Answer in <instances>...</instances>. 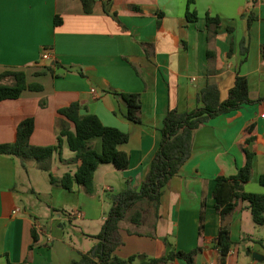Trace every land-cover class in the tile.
I'll use <instances>...</instances> for the list:
<instances>
[{
    "label": "crops",
    "instance_id": "obj_1",
    "mask_svg": "<svg viewBox=\"0 0 264 264\" xmlns=\"http://www.w3.org/2000/svg\"><path fill=\"white\" fill-rule=\"evenodd\" d=\"M188 1L95 0L86 14L80 0H0V75L23 72L27 84L42 87L0 101V144L13 142L19 123L31 117L29 143L54 145L61 120L57 111L79 103L80 114H94L105 126L128 135L118 148L130 161L125 170L99 166L92 194L76 185L68 191L50 184L49 177L39 193L37 181L43 171L25 161L26 174L19 159L0 154V264H68L87 252L95 244L89 235L99 233L105 218L103 202L110 208L107 195L118 193L108 177L119 173L137 189L159 147L164 116L169 110L186 113L201 106L199 94L207 83L217 86L223 101L236 76H243L249 98H264V0L253 7L258 18L249 28V0ZM187 6L196 12L195 22L187 21ZM207 15L221 20L215 35L206 28ZM55 17L61 20L58 26ZM244 38H248L246 51L241 45ZM44 49L52 56L48 62L40 60ZM49 65H56L52 72L46 70ZM3 82L11 84L13 79ZM113 91L139 94V124L125 118L126 106ZM262 114L264 100L221 114L196 129L189 159L163 188L158 218L147 210L139 225L122 220L117 232L121 245L114 254L124 259L160 257L173 248L190 251L198 242L203 210L204 248L195 264H264V227L253 223L247 202L238 201L233 213L221 220L212 195L218 174L231 176L243 166L245 148L253 158L244 190L264 194L259 183L264 175ZM248 137L253 139L245 144ZM92 146L99 152L100 140L93 139ZM72 157L64 142L62 158ZM74 170L75 165L53 157V177ZM223 224L234 243L224 258L214 241Z\"/></svg>",
    "mask_w": 264,
    "mask_h": 264
},
{
    "label": "trees",
    "instance_id": "obj_2",
    "mask_svg": "<svg viewBox=\"0 0 264 264\" xmlns=\"http://www.w3.org/2000/svg\"><path fill=\"white\" fill-rule=\"evenodd\" d=\"M94 1L80 0L84 13H91ZM191 2L192 0H189L188 4ZM249 3L251 9L246 15L248 28L258 18L252 10L257 0H249ZM130 7L133 10H139L138 7ZM188 8L187 6L186 19L188 22H195L197 20L196 12H190ZM159 18H161L160 14ZM60 23V18L55 17L54 26H58ZM220 24L219 17L206 16V28L211 35L217 33ZM157 26L160 27V20L157 21ZM227 30L231 32L232 27H227ZM247 42L248 38H244L241 41L242 47ZM244 49L247 50L246 47ZM227 54L229 55L230 51ZM261 54L264 56V44L261 45ZM53 66H47L46 70L52 72ZM6 77H11L13 82L11 84L3 82ZM41 89L42 87L38 84H27L23 72H5L0 75V101L17 99L24 90L40 91ZM112 94L125 104V118L139 124L141 122L139 94L117 91H113ZM262 100L264 98L251 100L248 94L247 79L237 75L225 100H220L215 84L207 83L199 94L201 106L186 113L169 110L162 121L159 147L144 180L137 189L131 187L127 181L124 190L107 195L110 208L105 214L102 227L96 235H89L95 244L87 252L79 254L78 259L72 260L68 264H172L175 260L195 264L197 255L204 248L203 210L200 214L196 247L190 251L173 248L160 257L145 255H132L124 259L117 257L114 252L121 245V240L117 235L119 223L128 219L130 223L139 225L143 218V212L147 210H151L154 217L158 218V207L163 188L189 159L194 131L212 118ZM80 109L79 103H72L57 111L61 119L58 122L59 131L56 143L49 146L31 145L29 138L34 129V120L31 117L22 120L17 126L13 142L0 144V154L19 159L26 174L27 169L24 162L33 161L40 171L48 174L50 184L58 185L68 191H71L76 185L86 193L92 194L94 192V174L99 166L112 165L117 170H125L129 167V156L118 148L119 145L127 142L128 135L117 128L105 126L94 114H80ZM251 129L252 127L248 130L251 131ZM95 138H98L101 143L99 152L92 146V140ZM252 139L253 137L246 138L245 144H248ZM64 142L73 153V157L70 159L62 158ZM243 152L245 162L234 175L218 174L216 176L212 191L215 207L221 220H224L233 213L238 201L247 202V209L250 211L253 223L264 227V194L247 193L244 190V185L251 179L253 154L246 148ZM54 156H57L60 162L66 165H75V170L64 173L60 178L53 177L50 171ZM259 183L264 185V175L259 176ZM31 192L35 194L33 190ZM51 210L56 211L53 208ZM32 238L33 242H36L37 236L34 231ZM214 241L222 258L234 246L230 239L229 227L224 224L219 228ZM257 242L262 245L260 240ZM165 243H168L167 239H165Z\"/></svg>",
    "mask_w": 264,
    "mask_h": 264
},
{
    "label": "rangeland",
    "instance_id": "obj_3",
    "mask_svg": "<svg viewBox=\"0 0 264 264\" xmlns=\"http://www.w3.org/2000/svg\"><path fill=\"white\" fill-rule=\"evenodd\" d=\"M54 175H55V170H52L51 171ZM40 174L39 175H41V176H39V181H37V192H39V193H42L41 192V187L43 186V188H46V183H47V173L46 172H39ZM43 173V174H42ZM114 175H116V176H110V177H108V182H109V184L111 185V186H113L115 189L114 190H116V192H119V191H121L123 188H125L126 187V181H124V180H122L121 178H119V173L118 174H114ZM109 198V197H108ZM104 201H106V198L104 199ZM104 203V212H105V214L108 212V210H109V208L107 209V204H106V202H103ZM89 232H92L91 231V229H89Z\"/></svg>",
    "mask_w": 264,
    "mask_h": 264
},
{
    "label": "built area",
    "instance_id": "obj_4",
    "mask_svg": "<svg viewBox=\"0 0 264 264\" xmlns=\"http://www.w3.org/2000/svg\"><path fill=\"white\" fill-rule=\"evenodd\" d=\"M51 59H52L51 53L48 51V49H44L40 55V60L43 62H48ZM92 92L94 93V90H92ZM261 116L264 117V114H262Z\"/></svg>",
    "mask_w": 264,
    "mask_h": 264
}]
</instances>
